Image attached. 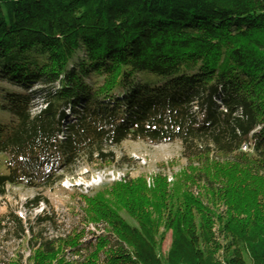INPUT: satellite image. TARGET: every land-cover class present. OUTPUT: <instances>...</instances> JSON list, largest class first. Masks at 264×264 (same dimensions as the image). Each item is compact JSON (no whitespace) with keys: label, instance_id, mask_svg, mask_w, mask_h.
Segmentation results:
<instances>
[{"label":"trees","instance_id":"1","mask_svg":"<svg viewBox=\"0 0 264 264\" xmlns=\"http://www.w3.org/2000/svg\"><path fill=\"white\" fill-rule=\"evenodd\" d=\"M126 141L186 166L67 193L77 224L5 264H264V0H0V197Z\"/></svg>","mask_w":264,"mask_h":264},{"label":"rangeland","instance_id":"2","mask_svg":"<svg viewBox=\"0 0 264 264\" xmlns=\"http://www.w3.org/2000/svg\"><path fill=\"white\" fill-rule=\"evenodd\" d=\"M39 103L42 104V101H37V109L41 108ZM112 151L119 164L105 168L77 164L73 172L65 175L52 189L41 190L24 186L7 188L6 195L0 197V264L7 263L9 259L15 258V255L21 256L24 261L27 259L30 254L27 243L30 226L34 231L43 230L45 236L57 237L66 234L77 224L78 218L74 217L72 209H69L74 206V202L72 205L67 193L91 194L101 187L120 182L125 177L144 176L149 185L154 175L163 174L168 182H173L177 179L179 171L186 166L185 160L180 156V146L176 143L152 146L143 142L126 141ZM0 159V174H3L8 158L2 156ZM112 174L116 176L114 182H111ZM41 196L50 204L39 203L36 206L32 203V200ZM47 207L49 213L54 212L55 223L36 229L37 216ZM5 213L15 215L20 220V226L11 223ZM168 245L167 240L165 249Z\"/></svg>","mask_w":264,"mask_h":264},{"label":"bare ground","instance_id":"3","mask_svg":"<svg viewBox=\"0 0 264 264\" xmlns=\"http://www.w3.org/2000/svg\"><path fill=\"white\" fill-rule=\"evenodd\" d=\"M247 149V147L246 146H244L243 147V150H246ZM116 180V176L114 175V174H112V179H111V182H114ZM123 180V179H122ZM121 180V181H122ZM150 183H151V181H149V185H150Z\"/></svg>","mask_w":264,"mask_h":264}]
</instances>
